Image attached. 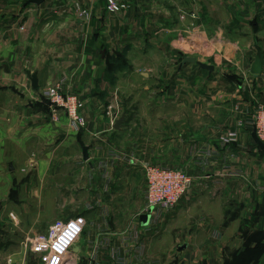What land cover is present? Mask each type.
Instances as JSON below:
<instances>
[{
  "label": "crops",
  "instance_id": "1",
  "mask_svg": "<svg viewBox=\"0 0 264 264\" xmlns=\"http://www.w3.org/2000/svg\"><path fill=\"white\" fill-rule=\"evenodd\" d=\"M125 1L120 13L105 0L0 3V264H49L67 245L58 264H264V148L253 128L237 129L264 104V62L251 72L264 0ZM217 43L242 60L246 84L224 79L217 97L215 72L183 63L176 75L210 78L206 96L184 99L186 81L170 78L156 114L152 61L216 56ZM59 82L83 100L85 127L54 112L45 90ZM116 100L126 114L112 123ZM146 165L186 170L191 192L145 212Z\"/></svg>",
  "mask_w": 264,
  "mask_h": 264
},
{
  "label": "built area",
  "instance_id": "2",
  "mask_svg": "<svg viewBox=\"0 0 264 264\" xmlns=\"http://www.w3.org/2000/svg\"><path fill=\"white\" fill-rule=\"evenodd\" d=\"M106 8L113 13H120L126 10L129 4L125 0H105ZM77 8L82 16H88L86 10H81L77 4ZM187 13H181V18L184 19ZM193 17L196 13H192ZM47 97H49L53 110L56 113L59 110L66 112L70 118L71 124L76 129H81L87 125V121L82 114L83 103L82 100L76 94H62L61 84L57 83L54 87L45 90ZM115 106L109 105L107 114L110 116L112 123L117 119L115 114ZM246 125L256 131L258 137L264 143V104H259L251 118L247 121L239 120L237 122V129L245 127ZM238 137V131H232L225 137V141L236 140ZM124 159V157H123ZM105 167V166H103ZM144 173L146 178V211L161 212L163 210H173L182 197L188 195L194 185V178L182 168H168L155 165L144 166ZM162 213V212H161ZM84 222L83 218H78L72 221L68 225H60L62 233L70 231H77L81 224ZM53 235V234H52ZM50 235V236H52ZM49 245L48 241H46ZM51 249V260L49 264H58L62 256L68 250L67 246H61Z\"/></svg>",
  "mask_w": 264,
  "mask_h": 264
},
{
  "label": "rangeland",
  "instance_id": "3",
  "mask_svg": "<svg viewBox=\"0 0 264 264\" xmlns=\"http://www.w3.org/2000/svg\"><path fill=\"white\" fill-rule=\"evenodd\" d=\"M20 1L21 0H0V3L6 4L5 2H20ZM18 10H19V7H16L14 9V11H12V13L16 16ZM185 16H189V14H185ZM83 17H87V16H83ZM219 50H222V49L220 48L219 44L217 43L216 49H215L216 56H212V57L199 56V58L196 57V59L198 61L209 64V65H213L215 67L213 72H215L214 77H215L216 85H221L216 90L217 97H218V93L224 92L225 90H228V87L227 88L223 87V84H225L224 79H228V80H230V82H233L234 84H237L238 82L239 83L241 82V84H243V83L246 84V78H245L246 74L244 75L241 71V66L243 65L242 60H238V59L237 60H235V59L230 60V59L223 58L222 57L223 51H219ZM185 58H182V56H179V58H168V59L164 58L161 60H153L152 63L150 64L151 92H150V95L147 97L151 101H158L160 103L159 107H154V109H155L154 112L158 115L162 116L163 114L166 113V111H163V100L168 99V97H170V96H168V97L166 95L163 96V89H165V87H166V85H164L163 83H166L165 80L169 81L170 78L171 79L174 78L173 80H175L176 78L180 77L186 81V82H184V85H182V84L180 85L181 88L184 89V92L182 93L181 91L177 90L175 93V90H174V92L171 91L170 93L173 96H171L172 98H170V99L181 98L183 96L184 99L190 100L192 97H195V96L200 98V99H202L206 96L205 93H207V91H208L207 83H208L210 78L207 79V78H205V75H204L202 80H200L196 83L194 76H192L191 74H189V75L188 74L176 75V73L179 71V69L180 68L182 69L183 63L187 64L189 67H191L195 70H198L200 68L202 70H207L210 73V71L208 69L201 68L197 62H195V63L184 62ZM192 58H194V57H192ZM213 72H211V73H213ZM192 82H195V84H194V86L189 88L188 85H190ZM59 83L61 84L62 94H64V95L73 94V93L65 91V89H63L62 83L61 82H59ZM186 83H188V85ZM54 86H55V84L51 85L49 88L54 87ZM180 93H182V96L180 95ZM193 94H195V96H193ZM127 96H128V92L125 91L123 99L125 97L127 98ZM220 98H222V96ZM82 103H83V100H82ZM112 105L115 106V111H116L115 114L118 117L126 114V111L123 112V108L121 109L120 103H118L117 100L115 102H113ZM123 105H127L125 100H123ZM108 107H107V109H108ZM124 109L127 110L128 108L125 107ZM170 110H172V109H170ZM206 112L207 111L204 112L203 116L207 115ZM106 113H107V110H106ZM151 113H153V112L150 111L149 114H151ZM213 114H216V113L214 111L213 112L210 111L209 115L212 116ZM80 183H81V180H79L78 184H80Z\"/></svg>",
  "mask_w": 264,
  "mask_h": 264
},
{
  "label": "water",
  "instance_id": "4",
  "mask_svg": "<svg viewBox=\"0 0 264 264\" xmlns=\"http://www.w3.org/2000/svg\"><path fill=\"white\" fill-rule=\"evenodd\" d=\"M44 1L45 0H29V3L33 2V3H36V4H41ZM184 62H192V63L197 62L201 68L208 69L210 72H213V70L215 69V67L213 65H209V64L200 62L196 58H192V57H186L184 59ZM263 62H264V53L261 50H259L258 53H257V55H256V58H255L254 62L252 63V67H251V72L254 75H259V74L262 73V71H263ZM32 82H33V86L34 87H38V78H37V75H34L33 76ZM118 123H119V121H117V124ZM253 137H254L255 142L261 148H264V143L258 137L256 131L253 132ZM83 155H84L85 160H88L89 159V148L87 146H85L83 148ZM11 168L13 169V166H11Z\"/></svg>",
  "mask_w": 264,
  "mask_h": 264
}]
</instances>
